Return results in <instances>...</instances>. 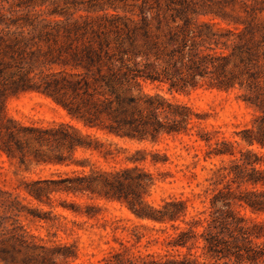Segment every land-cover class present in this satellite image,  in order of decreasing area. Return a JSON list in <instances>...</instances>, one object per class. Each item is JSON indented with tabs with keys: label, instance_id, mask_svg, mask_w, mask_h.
<instances>
[{
	"label": "trees",
	"instance_id": "16d2710c",
	"mask_svg": "<svg viewBox=\"0 0 264 264\" xmlns=\"http://www.w3.org/2000/svg\"><path fill=\"white\" fill-rule=\"evenodd\" d=\"M204 86L240 89L257 109L253 125L242 130L246 149L235 151L241 142L220 129L200 127L207 112L162 92ZM31 91L52 98L83 127L26 124L9 115V98ZM194 134L209 147L205 160H221L202 207L185 194L150 200L158 182L174 173L157 175L146 164L167 165L170 155L124 148L115 139L156 144ZM255 145L264 149V0H0V153L26 167H80L24 180L15 191L0 186V263L76 260L75 245L50 244L21 221L57 225L67 217L55 212L53 196L74 194L120 203L140 223L114 221L113 230H127L133 246L146 238V246L166 248L136 253L123 243L92 264H264V220L243 211L264 214V152ZM78 151L123 164L103 168L77 159ZM64 207L90 219L102 211L94 201ZM150 224L173 232L161 241L144 232Z\"/></svg>",
	"mask_w": 264,
	"mask_h": 264
},
{
	"label": "rangeland",
	"instance_id": "374dc122",
	"mask_svg": "<svg viewBox=\"0 0 264 264\" xmlns=\"http://www.w3.org/2000/svg\"><path fill=\"white\" fill-rule=\"evenodd\" d=\"M202 1V0H196ZM211 16L203 17L210 19ZM221 19H216L220 21ZM226 25V23H223ZM151 86H149V89ZM167 97L173 100L183 101L194 107L197 111L207 112L209 118L206 122L200 124V127H205L209 130L214 128L220 129L227 137L240 141L239 148L246 149L247 144L242 141V130L247 125L252 126L257 109L244 102L240 95L243 93L240 89H235L231 92L222 91L216 88H208L206 86L199 87L187 93H170L165 88L162 91ZM7 110L9 115L26 123L36 124L41 126H49L55 123H71L77 127H83L78 120L73 119L68 112L55 101L39 92L31 91L22 93L9 98L7 102ZM198 129V128H196ZM197 135H184L162 138L158 143L152 142L139 143L133 140L115 139L121 146L135 149L138 147H146L148 149L160 148L170 155L171 162L167 165L154 166L150 163L146 167L157 175L160 172L168 170L174 173L173 177H168L167 181H159L152 189V201H161L162 197L170 195L185 194L194 199V203L202 207L201 200H206L207 193L205 190L212 186L210 181L216 180L212 172L215 168L214 163L220 165L219 157L205 160L206 150L208 146L203 141H196ZM254 149L263 151L259 145H255ZM125 155V154H124ZM197 155V156H196ZM87 157L90 159V164L96 163L97 166L103 168H111L112 166H121L123 163L120 160L107 162L99 156H93L90 153L77 152L76 158L82 159ZM227 159V157L225 158ZM79 165H31L29 167L22 166L17 160H11L6 154L0 153V186L6 190H19L18 186L24 180L37 179L39 177L57 176L59 173H72L79 170ZM90 167L87 169L89 170ZM191 171L196 173V176H191ZM200 194V195H199ZM196 195V196H194ZM55 206V212L63 214L67 218H61L60 223L52 226L50 223L34 219L33 217H21L22 223L28 230L39 239L43 238L50 244L56 242L68 243L75 245L78 249L76 260L69 261L68 264H92L102 259L109 251L114 248H123L125 243L132 252L166 253V248L159 242H153L147 245V239L144 238L141 243L133 246V239L129 236L127 230H113L112 222L116 221L119 225L131 226L133 222L140 223L125 206L118 202H107L105 200H92L89 197H79L74 194H56L52 198ZM79 201H88L99 203L102 206L101 214L96 219H90L87 216H80L75 213L70 207H64L72 202L79 204ZM27 203V201H26ZM45 209H50L48 205H42ZM247 215H253L261 220H264V214L254 215L250 210H243ZM115 222V223H116ZM106 225V229L104 228ZM154 226V227H153ZM166 229V230H165ZM165 231L173 232L172 227L161 224H150V229L144 230L147 236H160L161 241L166 236ZM130 240L131 242H128ZM196 252V250H194ZM186 252V249H184ZM203 250L198 249V254ZM177 253V252H174ZM205 257L203 256L202 259ZM2 264V263H0Z\"/></svg>",
	"mask_w": 264,
	"mask_h": 264
}]
</instances>
